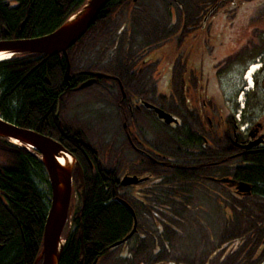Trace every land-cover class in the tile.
I'll list each match as a JSON object with an SVG mask.
<instances>
[{
  "label": "trees",
  "instance_id": "trees-1",
  "mask_svg": "<svg viewBox=\"0 0 264 264\" xmlns=\"http://www.w3.org/2000/svg\"><path fill=\"white\" fill-rule=\"evenodd\" d=\"M85 1L0 0V41L47 35ZM224 1L110 0L88 31L68 49V82L64 80L62 54L23 55L0 62V118L56 140L75 157L83 171L84 196L81 199L79 195V205L72 212L71 230L59 264H264V153L249 156L251 165L234 176L250 184V195L227 198L226 208L231 214L227 215V228L219 233L218 244L238 240L237 247L220 259L214 257L215 251L203 261L192 263L172 243L180 220H185L186 203L192 199L187 173L178 174L177 179L171 170L156 171L158 175L145 199L140 194L126 197L124 192L112 191L117 186L113 187L112 182L123 166L121 161H115L117 166L112 172L113 158L107 159L110 126L104 123V117L95 120L99 116L97 102L104 103L96 92L101 87L94 84L72 94L94 73L115 75L123 84L137 83L145 88L148 57L155 49L171 40L181 41L205 15H214ZM137 72L141 75L135 76ZM68 83L70 89L66 88ZM83 94L89 96L83 99ZM66 99L71 109L67 115ZM73 112L78 125L67 121ZM89 129L98 133L94 139L85 135ZM64 130L77 135L65 140ZM161 136L166 143L165 134ZM79 141L97 145L99 159L92 162L94 170L79 153ZM162 146L166 148L167 143ZM181 179L184 180L180 182ZM49 196L45 170L35 155L0 139V264L34 263L41 250ZM115 196L133 210L137 225L126 243L110 248L133 226L132 215Z\"/></svg>",
  "mask_w": 264,
  "mask_h": 264
},
{
  "label": "flooded vegetation",
  "instance_id": "flooded-vegetation-1",
  "mask_svg": "<svg viewBox=\"0 0 264 264\" xmlns=\"http://www.w3.org/2000/svg\"><path fill=\"white\" fill-rule=\"evenodd\" d=\"M212 16L205 15L200 25L188 34L192 39L176 42L168 63L160 61L167 43L155 49L148 57L150 66L149 71L144 73L148 80L145 88L137 83L123 84L115 75L99 77L90 85L98 84L101 89L96 92L104 98V103L97 102V108L98 115L104 117V123L110 126L107 159L113 158L110 162L112 172L117 162L121 161L123 166L112 182L113 187L117 184L112 191L124 192L126 197L140 194V198L145 199L147 189L158 175L155 172L171 170L177 179L178 174L187 173L190 180L187 186L193 192L192 198L193 195H200L205 199L214 193L224 199L221 193L227 190L234 197L243 196L235 190V185L241 181L234 176L241 168L251 165L247 161L249 156L264 153V114L259 120L247 124V114L240 112L244 118L240 115L235 122L222 108L216 79L228 73L230 67L227 68V65L235 63V59L223 57L221 50L224 47L212 39L206 23ZM158 66L160 72L155 78L154 71ZM134 74L141 75L138 72ZM154 108L171 115L176 123L165 124L158 119ZM75 115L73 112L67 121L78 125ZM144 118H149V121ZM68 127L76 129L72 125ZM64 131L65 140L77 135V132H70L72 136ZM89 131L86 135L91 139L98 134L95 129ZM162 133L167 141L165 151L162 144L166 143L160 138ZM78 143L82 146L79 153L94 170L92 162L99 159L97 145L90 146L82 141ZM123 177H136L140 181L122 186L120 181ZM222 179L234 183H224ZM72 183L77 186L75 174L72 175ZM114 198L117 201L120 197ZM192 201L186 203L188 210ZM228 213L231 214L230 211Z\"/></svg>",
  "mask_w": 264,
  "mask_h": 264
},
{
  "label": "rangeland",
  "instance_id": "rangeland-1",
  "mask_svg": "<svg viewBox=\"0 0 264 264\" xmlns=\"http://www.w3.org/2000/svg\"><path fill=\"white\" fill-rule=\"evenodd\" d=\"M215 11L211 19L206 22L208 30L212 39L217 43L220 42L224 47L221 50L222 56H226L230 60L235 59V63L227 65V68L230 67L228 73L216 79L221 106L235 122L243 113L248 115L245 122L253 123L264 114V0H225L221 7ZM190 39H192L191 36L186 35L182 40ZM169 42L165 45L164 54L162 53L160 56V61L163 63H168L171 60L172 50L178 41L171 40ZM257 59L259 61H256ZM257 62L261 67L252 77V88L245 91L247 84L242 77L248 66ZM227 63L229 62L227 61ZM158 72H160L159 66L154 71L155 78H158ZM79 92L72 94L77 95ZM84 95H82L83 99L89 96ZM65 106L64 114L67 115L71 111L67 105V99ZM241 117L244 118L243 115ZM100 118L101 115L97 116L95 120ZM244 125L243 127H245ZM72 189H75L74 183H72ZM221 194L224 199L217 197L214 193L205 199L200 195H193L190 209L184 214L185 220L179 223L177 234L173 235L172 243L175 248L192 263L203 261L209 253L212 254L215 251L214 257L218 256L216 259H220L222 255H227L238 245V240L222 246L218 244L219 233L222 229L227 228L229 211L225 208L228 204L227 198L231 197L229 190ZM78 201V196L75 194L74 209L78 206ZM144 217L149 225L152 224L149 223V218ZM154 228L153 225L152 230ZM66 230L67 228L64 233Z\"/></svg>",
  "mask_w": 264,
  "mask_h": 264
},
{
  "label": "water",
  "instance_id": "water-1",
  "mask_svg": "<svg viewBox=\"0 0 264 264\" xmlns=\"http://www.w3.org/2000/svg\"><path fill=\"white\" fill-rule=\"evenodd\" d=\"M110 0H87L85 4L79 8L74 14L68 17L53 32L34 38H19L13 40L0 41V52L19 55H44L53 56L62 54L65 56L67 70L65 71L64 80L69 81L68 59L66 51L75 45L80 38L88 31L90 25L97 18L99 12L107 5ZM98 77L104 75L99 74ZM94 80H87L78 86V89H84L92 84ZM153 108L152 106L147 105ZM158 119L165 124L176 123L171 115L164 111L154 108ZM0 139L23 148L41 162L45 173L48 177L50 200L45 223L43 227V235L41 240V250L33 264H59L63 246L66 241V234L70 230V216L72 214V175L75 174L77 181V190H79L81 199H83V173L80 165L74 156L67 151L59 142L49 136L40 134L34 130L21 128L13 125L0 118ZM13 144V143H12ZM63 160L61 164L58 160ZM138 180L136 177H123L120 185L135 184ZM224 183L233 184L228 179L221 180ZM237 193L249 195L251 187L246 183L239 182L235 185ZM132 215L133 226L131 231L121 240L115 242L110 248L117 247L125 243L136 232V218L133 210L122 199H117ZM66 234L64 230L66 228ZM82 248V245H81ZM83 254V248H82Z\"/></svg>",
  "mask_w": 264,
  "mask_h": 264
},
{
  "label": "bare ground",
  "instance_id": "bare-ground-1",
  "mask_svg": "<svg viewBox=\"0 0 264 264\" xmlns=\"http://www.w3.org/2000/svg\"><path fill=\"white\" fill-rule=\"evenodd\" d=\"M87 1V0H86ZM85 1V2H86ZM85 2H84V4H85ZM83 4V5H84ZM82 5V6H83ZM81 6V7H82ZM80 7V8H81ZM74 14V13H73ZM95 21V20H94ZM93 21V22H94ZM93 24V23H92ZM92 24L90 25V27L92 26ZM89 27V28H90ZM41 37V36H40ZM81 39V38H80ZM79 39V40H80ZM78 40V41H79ZM71 48V47H70ZM69 48V49H70ZM68 51V50H67ZM67 51H66V55H67V59H68V64H69V66H68V74L70 75V63H69V58H68V54H67ZM19 56H23V55H19ZM19 56H13L12 54H8V53H2V52H0V62L1 61H6V60H9V59H12V58H14V57H19ZM63 56V55H62ZM64 57V60H65V56H63ZM259 62H257V63H253V64H250L249 66H248V68L246 69V71H245V73H244V75H243V77H242V79H243V81H245L246 82V84H247V89L245 90V91H248V90H250L251 89V87H250V85L252 84V77H253V75L254 74H256V72L259 70ZM64 70L66 71L67 70V65H66V60H65V68H64ZM100 73H94L92 76H91V78L89 79V80H94L95 81V79H97V78H99L97 75H99ZM64 75H65V72H64ZM86 82V81H85ZM85 82H83V83H85ZM67 89H70V85H69V83H68V85H67V87H66ZM74 90V93H75V91L76 92H79V91H81V89H78V86H76V88L75 89H73ZM58 105H57V107H56V111H55V113H57L58 112ZM14 125V124H13ZM16 126V125H15ZM13 144H19L18 142H16V141H11ZM75 158V157H74ZM61 164H63L64 162H63V160H61V159H59L58 160ZM77 161V160H76ZM47 176V175H46ZM47 181H48V177H47ZM48 184H49V182H48ZM42 187L43 188H45V186L44 185H42ZM82 189H83V191H84V188L82 187ZM49 192H50V189H49ZM75 194H77V196H78V200H79V195H80V193H79V190H77V188L75 187V189L73 190L72 189V199H74V195ZM81 197V196H80ZM47 199H48V197H47ZM78 205H79V201H78ZM78 207V206H77ZM128 210V209H127ZM129 211V210H128ZM72 212H73V210H72ZM72 215V214H71ZM66 224H68V223H66ZM42 235H43V233H42Z\"/></svg>",
  "mask_w": 264,
  "mask_h": 264
}]
</instances>
